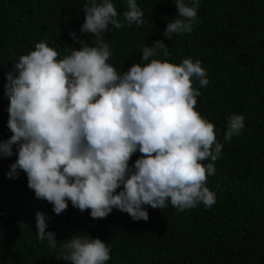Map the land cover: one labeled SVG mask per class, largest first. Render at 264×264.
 I'll list each match as a JSON object with an SVG mask.
<instances>
[{"label": "clouds", "instance_id": "9594fccd", "mask_svg": "<svg viewBox=\"0 0 264 264\" xmlns=\"http://www.w3.org/2000/svg\"><path fill=\"white\" fill-rule=\"evenodd\" d=\"M201 0H174L177 14L162 35L190 34L198 24ZM122 19L112 0H87L80 32L69 35L79 48L60 58L46 41L18 57L6 73L7 127L11 136L0 140V157L16 160L7 176L26 174L36 199L52 205L56 215L68 202L93 219L105 218L113 208L133 221L149 219L147 207L178 212L200 204L208 209L216 194L207 185L223 144L215 125L197 110L201 88L208 85L201 61L184 58L179 64L156 58L170 56L168 44L155 40L141 50V63L117 70L105 33L112 28L143 25L137 0H126ZM245 117H227L224 139L240 136ZM140 156L130 165L132 156ZM208 161L207 163H204ZM45 215L36 213L37 239L50 249L58 243L45 229ZM60 245L67 264H106L110 246L86 232Z\"/></svg>", "mask_w": 264, "mask_h": 264}, {"label": "trees", "instance_id": "16d2710c", "mask_svg": "<svg viewBox=\"0 0 264 264\" xmlns=\"http://www.w3.org/2000/svg\"><path fill=\"white\" fill-rule=\"evenodd\" d=\"M86 2L0 0V140L11 136L5 74L40 41L60 58L70 47L79 48L70 32L91 44L94 37L80 32ZM112 2L122 19L126 0ZM137 4L143 25L110 26L104 34L113 51L109 63L122 71L143 64L142 48L158 39L168 44L170 56L156 58L176 64L184 58L201 61L209 83L201 88L193 78L201 92L196 110L215 125L223 144L206 185L215 192L216 203L182 212L170 204L146 206L149 219L133 221L115 208L107 217L93 219L90 210L81 213L69 201L67 210L56 215L27 187L25 173L7 176L16 160L13 146L11 157H0V264H67L60 259V245L83 232L110 246L106 264H264V0H201L194 30L171 40L162 33L177 14L174 0ZM231 114L243 115L245 127L229 142L224 133ZM139 156L135 153L130 165ZM37 212L45 215V231L55 233L56 249L37 239Z\"/></svg>", "mask_w": 264, "mask_h": 264}]
</instances>
